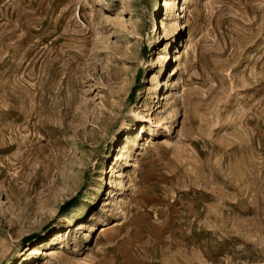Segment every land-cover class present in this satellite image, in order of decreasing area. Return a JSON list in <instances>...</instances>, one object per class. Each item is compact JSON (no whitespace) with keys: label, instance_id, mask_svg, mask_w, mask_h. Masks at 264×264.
I'll return each instance as SVG.
<instances>
[{"label":"rangeland","instance_id":"374dc122","mask_svg":"<svg viewBox=\"0 0 264 264\" xmlns=\"http://www.w3.org/2000/svg\"><path fill=\"white\" fill-rule=\"evenodd\" d=\"M171 1L0 0V264H264V0Z\"/></svg>","mask_w":264,"mask_h":264},{"label":"bare ground","instance_id":"6f19581e","mask_svg":"<svg viewBox=\"0 0 264 264\" xmlns=\"http://www.w3.org/2000/svg\"><path fill=\"white\" fill-rule=\"evenodd\" d=\"M190 2H191V0H190ZM190 2H189V0H185V3H184V5H186V3H187V5L188 4H190ZM172 1L171 0H164V8H166V10H167V13H166V16L167 17H169V18H171L172 17V15H173V12H172ZM187 9H189V5L185 8V6L183 7V12H186L187 11ZM182 12V13H183ZM168 20V19H167ZM171 23H168V24H164V22H162V28H163V30L164 31H168V27H169V25H170ZM191 44H192V40H191V35L189 36V40H188V42H187V44H186V47H185V49H187V47L188 46H191ZM186 51V50H185ZM188 54H189V50L188 51H186L185 53H183V55H180V52L177 54L178 55V57H177V59H176V61L178 62V66H176L175 68H174V70H175V75L176 74H178L179 73V66L182 64V62H183V58H184V56H188ZM168 95V94H167ZM166 95V96H167ZM168 97V96H167ZM178 119V118H177ZM176 119V120H177ZM160 122H161V120H157L156 121V124H158V126H160L161 124H160ZM178 122V121H177ZM120 185V184H119ZM106 228V227H105ZM104 228V229H105ZM102 230V232L103 233H106V229L105 230ZM62 238V237H61ZM60 239V238H59ZM59 239H57V240H59ZM56 240V241H57ZM60 243L62 244L63 243V241L62 240H60ZM60 252H59V250H57L56 248H52V249H49V250H43V249H41V248H38L37 250H35L34 251V255L35 256H44V258H48V257H53V256H56V255H58Z\"/></svg>","mask_w":264,"mask_h":264}]
</instances>
